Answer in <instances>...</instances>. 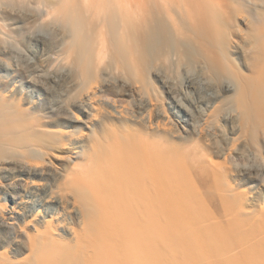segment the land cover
<instances>
[{
  "label": "bare ground",
  "instance_id": "6f19581e",
  "mask_svg": "<svg viewBox=\"0 0 264 264\" xmlns=\"http://www.w3.org/2000/svg\"><path fill=\"white\" fill-rule=\"evenodd\" d=\"M3 12L35 22L0 27L22 45L0 44V148L16 153L0 158L14 173L0 264H264V210L239 189L264 187V165L233 163L264 152V22L255 69L230 60L220 76L219 0H29ZM172 36L201 53L181 86L151 63L184 55L166 47ZM153 72L161 91L146 88ZM81 113L85 129H68Z\"/></svg>",
  "mask_w": 264,
  "mask_h": 264
},
{
  "label": "rangeland",
  "instance_id": "374dc122",
  "mask_svg": "<svg viewBox=\"0 0 264 264\" xmlns=\"http://www.w3.org/2000/svg\"><path fill=\"white\" fill-rule=\"evenodd\" d=\"M29 0H0V7H11V6H25L28 7ZM220 2V19L218 22V35L214 41V47L216 52L220 57V65L216 69L218 75H225L221 69H229L226 64L230 60L234 63L233 69H241L245 73L249 72V69H255V61L257 58V35H255V20L259 23L264 22V0H219ZM35 20L32 17L24 19L22 17H16L8 13H0V27L7 32L9 27L12 26H22L23 24H32ZM22 23V25H21ZM38 27V26H37ZM8 39V41H7ZM6 42H5V41ZM5 42L9 48L13 50H18L22 47L21 43L16 40H9L6 35H3V39L0 35V44ZM166 47L169 46L171 52L174 53L176 47L182 46L184 49L183 56H177L174 58L165 59L160 57L156 60H151L152 65H155L161 70L163 75L170 76L173 79L174 84L181 86L180 72L185 71L191 76L197 75L199 69L200 61V50L198 46L191 40L183 39L177 36H172L166 42ZM237 48V49H236ZM230 61V62H232ZM4 73V71H2ZM156 72L149 75L145 80L146 88L152 89L155 87L157 91L160 89V80L155 75ZM20 87L25 86L18 81ZM28 85V83H27ZM111 91V90H110ZM110 91H105V95L113 97ZM37 92H33V99ZM160 96L164 101H167V94L160 92ZM122 102L127 105H131L130 98L127 96L118 97ZM32 99V98H31ZM78 121H66L67 128L71 131L85 129L82 122L86 120V114L81 113ZM100 123V121H95V124ZM219 125V123H218ZM100 128V127H99ZM222 133L228 136V131L225 126L221 127ZM233 147L236 145L235 140L231 142ZM254 161L244 160L240 157L239 159H234L233 163L240 165L242 163L256 165V163L264 165V152L260 148L254 149ZM16 153L11 149L0 148V158L9 157L13 158ZM221 160V158H218ZM53 167L55 169L61 168V165L66 164L67 160L60 158H51ZM253 162V163H252ZM253 173V172H252ZM14 173H7L6 171H0V216H4L3 213L7 211L12 206V201H10V196L4 195V192L9 193L14 190L11 181H13ZM256 177L258 175H255ZM13 177V178H12ZM260 179V178H259ZM261 180L264 182V175L261 176ZM238 181V180H237ZM240 182V181H238ZM264 184V183H263ZM10 186V187H8ZM10 188V189H9ZM240 190L248 191L249 201L251 203L250 208L254 210L255 214H260L261 209L264 210V187H262L257 179L250 178L246 183L240 185ZM16 194L18 196H23L25 191L16 189ZM8 198V199H7ZM0 225V236L8 234L7 230L2 229Z\"/></svg>",
  "mask_w": 264,
  "mask_h": 264
}]
</instances>
